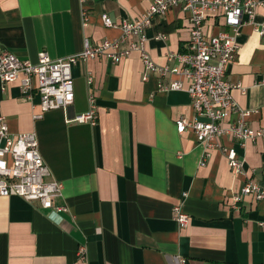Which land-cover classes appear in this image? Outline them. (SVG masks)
<instances>
[{"label": "crops", "instance_id": "0c3cea01", "mask_svg": "<svg viewBox=\"0 0 264 264\" xmlns=\"http://www.w3.org/2000/svg\"><path fill=\"white\" fill-rule=\"evenodd\" d=\"M85 6L86 26L79 0H0V49L34 63L41 52L52 59L79 53L86 40L97 46L117 39L126 49L132 39L105 27L102 15L121 25L143 18L150 2L87 0ZM254 23L264 24L263 8ZM190 28L180 7L153 17L146 29L153 61L176 65L169 57L187 51ZM227 30L222 15L207 17L206 36ZM238 43L226 79L239 111L249 113L246 126L264 129V37L245 24ZM73 78L68 111L51 110L39 120L36 92L29 99L19 81L0 82V112L10 132L37 134L47 180L64 185L58 203L69 209L53 220L38 202L0 197V264H264V202L235 199L247 180L264 188V138L242 146L227 135L206 152L192 130H177L180 118L195 117L190 95L162 90L177 76L146 71L137 51L117 62L80 61ZM91 92L97 124L69 123L89 110ZM240 119L232 113L224 127ZM222 147L245 158L244 176H235ZM176 206L189 217L184 228Z\"/></svg>", "mask_w": 264, "mask_h": 264}, {"label": "built area", "instance_id": "2783aa9c", "mask_svg": "<svg viewBox=\"0 0 264 264\" xmlns=\"http://www.w3.org/2000/svg\"><path fill=\"white\" fill-rule=\"evenodd\" d=\"M149 10L141 19L115 24L104 14L102 21L107 28H119L126 39L131 38L129 46L122 49L120 41L108 39L102 44L92 46L85 41L84 49L73 55L52 59L48 53L38 54L36 63L21 59L16 53L0 49V82L2 84L19 81L22 93L29 99L32 93L40 96L41 113L33 115L34 120L43 118L45 112L57 109L68 111L73 104L74 78L73 68L80 61L106 58L112 62L121 60L132 51L140 53L145 70L159 76H177L169 84L161 86L164 91L185 90L191 98L195 111L193 119L180 118L177 124L179 133L192 130L199 145L206 152L219 147L217 140L230 135L243 145L247 141L264 138V129L253 130L246 126L247 112L239 111L233 98L235 88L226 79L229 66L235 61L239 51L238 36L245 24H251L257 34L264 37V24L254 23L257 11L264 9V0H147ZM87 0H79L84 25H87ZM175 7H180L190 22V35L187 51L171 55L175 61L173 67L159 66L151 58L146 48V29L155 16L166 15ZM210 14H220L225 19L227 31H219L210 37L204 32L205 21ZM164 38L159 36L158 38ZM145 80L148 76H145ZM88 77V84H92ZM188 82L186 87L184 84ZM90 108L86 113L69 119L68 122L96 125L98 121L97 100L91 92ZM232 113H240L238 123L224 127L225 120ZM230 168L235 176L246 174L245 158L239 155L235 147H222ZM51 171L45 163L39 149L35 132L12 134L7 118L0 112V197H19L27 201L40 203L53 220L62 219L69 209L58 203L63 197L64 185L57 180H47ZM187 193L184 195L187 197ZM247 195H253L257 201L264 202V188L253 180H247L237 201ZM176 221L181 228L189 224V217L182 206L174 208ZM84 248L80 250L82 257ZM83 258V257H82ZM183 264L185 260H180Z\"/></svg>", "mask_w": 264, "mask_h": 264}]
</instances>
